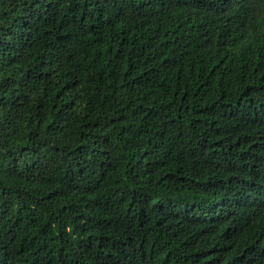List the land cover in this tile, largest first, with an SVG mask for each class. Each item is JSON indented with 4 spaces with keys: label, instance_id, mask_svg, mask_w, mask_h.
<instances>
[{
    "label": "trees",
    "instance_id": "16d2710c",
    "mask_svg": "<svg viewBox=\"0 0 264 264\" xmlns=\"http://www.w3.org/2000/svg\"><path fill=\"white\" fill-rule=\"evenodd\" d=\"M0 264H264V0H0Z\"/></svg>",
    "mask_w": 264,
    "mask_h": 264
}]
</instances>
